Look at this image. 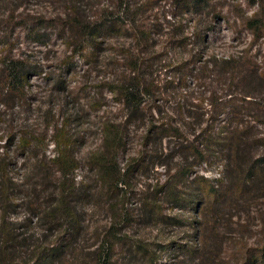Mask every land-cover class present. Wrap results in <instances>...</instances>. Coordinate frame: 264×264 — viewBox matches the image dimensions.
Returning <instances> with one entry per match:
<instances>
[{"label": "rangeland", "instance_id": "374dc122", "mask_svg": "<svg viewBox=\"0 0 264 264\" xmlns=\"http://www.w3.org/2000/svg\"><path fill=\"white\" fill-rule=\"evenodd\" d=\"M193 1L189 10L183 0H85L83 11L96 7L90 15L98 12L139 29L154 25V30L148 43L137 42L135 31L108 32L97 38L98 48L87 44L83 55H75L66 36L49 22L64 14L67 0H0V20L10 9L23 15L15 21L23 28L17 24L1 35L2 40L9 37L29 73L24 98L12 104L0 98V164L8 157L18 184L6 218L16 233L26 232L28 242L43 248L50 264H253L249 256L264 239V186L256 183L240 205L217 202L192 180L204 176L220 187L232 179L229 145L213 147L197 163L192 157L186 162L180 148L201 142V131L215 123L212 134L218 139L240 135L245 155L264 156V82L249 78L246 89L254 96L246 100L241 94L245 85L204 66L214 56L242 57L264 70V34L257 38L247 26L248 21L264 24V0ZM37 30L44 33L42 43L33 35ZM126 49L148 58L140 77L145 106L135 116L112 91L130 83ZM199 66L204 69L198 71ZM211 100L226 102V109L219 113ZM167 125L180 127L183 136L157 137L154 143L153 134L147 138L154 127ZM110 128L119 132L114 148L107 141ZM60 134L68 137L79 165L66 178L52 163ZM21 137L30 143L27 149ZM255 140L259 144H249ZM105 150L112 175L108 192L91 168ZM192 164L189 175L182 176ZM172 182L176 193L191 196L190 202L176 205L168 199L157 223L147 222L143 201L160 199V191ZM35 188L45 209L60 191L69 193L76 222L64 210L56 224L47 223L44 214L34 216L30 198L37 196L31 191ZM1 217L0 212V223ZM56 247L54 256L49 251ZM20 251L10 264H33L27 248Z\"/></svg>", "mask_w": 264, "mask_h": 264}, {"label": "trees", "instance_id": "16d2710c", "mask_svg": "<svg viewBox=\"0 0 264 264\" xmlns=\"http://www.w3.org/2000/svg\"><path fill=\"white\" fill-rule=\"evenodd\" d=\"M84 1L85 0H67L68 8L65 10L64 14L62 16L58 15L49 21L51 27L66 36V46L68 49H71L72 54L83 55L87 44H91L94 48H98V43H96L97 38L108 32H114L115 30L123 33L135 31L136 34L134 37L137 42L143 41V43H148V39L154 30V25H143L140 29L136 25L121 26L122 23L120 22V19L113 18L107 20L108 15L101 16L97 11V15L88 14L90 12L89 9L96 8L95 6L86 9V12L83 11L81 3ZM182 4H184L186 8H189V10L194 9L196 5L193 0H183ZM202 4L205 5L207 2L203 1ZM22 16V13L17 14L15 9H10L7 17L0 20V44H3L2 46L4 48L0 58V98L4 100L6 99V104L24 98L26 93V83L29 79L28 69L24 64L23 59L16 57L14 54L13 50L15 47L10 42V39H8L9 37H7V40H2L1 35L2 32L6 34L13 31L18 25H21V28H23L24 25L20 21L15 23L16 18L21 20ZM252 22L253 21H248L247 26L252 29L254 36L259 38L260 35L264 34V24L261 22L253 25ZM33 35L36 37L37 42H43L44 33H40V31L37 30ZM123 55L129 59L127 68L129 74L132 75L130 77V83L128 86H125L124 84H121L118 87L115 86L112 91L116 96H120V103L123 104L124 108H131L129 109L132 113L131 116H135L143 109V105L145 106L144 101L141 99V95L146 94V90H143L140 77L142 75V70L146 67V60H148V58L142 57L144 55H141L139 51L130 49H126V52ZM248 60L249 59H244L242 57L225 58L214 56L212 61L204 66L207 69L211 66V68L215 70L212 74H227L232 82L236 81L239 86L245 85L241 90V94L247 100L254 96L251 91L246 89L248 88L246 83L249 78H257L258 81L264 82V70L257 68L255 63ZM204 66H199L197 70H203ZM224 78L227 79L228 77L224 75ZM215 103H217V101H209V105L213 106ZM225 103L222 102L215 105L216 110L219 111V113H222L224 109H226L227 103ZM233 111L234 114L236 113L235 116L240 113V111L236 110L234 105ZM214 124L215 123H212V125H209L206 129L201 131V134H203L201 142L198 144L195 142L185 144L180 148V151L184 153L186 162L189 157H192L197 163L204 161L213 147L221 148L225 145H229V148L231 149V154L229 156L231 170L229 171H235L232 179H229L227 182H221L220 187H215L217 185L212 184L210 180L204 176L197 175L192 181L198 183L201 192H203L205 196L212 197L214 200L216 199L217 202L227 203L229 206L240 205L243 200L252 196V189L255 187L256 183H261L264 186V156L262 158L257 157L253 160L252 156H249L248 154L245 155L246 150L241 148L243 137L240 135L231 138L225 136L218 139L216 135L212 134V130L215 127ZM197 126L200 128L201 123ZM243 132L244 133L242 134H246L245 130ZM108 133L112 135L111 138L107 140L109 142V148H114L116 145L115 142L118 140L117 134H119V132H115L110 128L108 129ZM150 134H153V143L156 142L157 137L172 136L175 138H181V136H183L180 127L172 128L169 125L159 128L154 127V129L149 131L147 138H150ZM14 136L15 135L12 136L13 139ZM54 140L59 152L53 159L52 163L57 168L56 172L60 174V177H69L79 168L78 162L73 156L71 150V143L68 140V137L62 134L58 135ZM228 140L229 143H227ZM20 141L23 149H27L30 146L26 137H21ZM249 144L257 145L259 144V140H255L254 143ZM107 150L103 151L101 155L96 156L91 163V165H93L91 168L97 171L100 183L103 184L104 192H108L112 189L110 181L112 175L108 168V163L106 162V155L109 153ZM186 153H189L188 157ZM7 158L8 157H4L0 164V212L2 215L0 223V262L2 264H10L13 260L15 261L17 254L21 253L20 249L26 247L27 251L30 253L31 259H33V264H50L52 260L48 259V255H45V257L43 256V248L40 245L34 244L35 242H28L30 239L28 238L29 236H23L26 235V232L16 233L15 229L10 227L12 224L6 218L9 207L16 200L18 189V184L11 176V162ZM194 164L187 166L186 173H183L184 175H182L181 172V175H189ZM175 177L177 178L176 175H174L173 178L175 179ZM117 183L118 181H116V184ZM61 184L64 185L63 183ZM176 185L177 183L174 182L165 185V190H161L159 193L162 196L160 199H158L159 197L155 199L149 198L147 201H143L142 205L145 206L149 212V216L146 218L147 222L157 223L160 218L159 214L163 207V203L168 199L176 205L190 202V195L175 192ZM65 188L68 189L69 186ZM31 191L33 194H37V196L33 195L30 198V200H32L31 208L34 211V216L40 217V215L44 214L43 217H45L47 223L56 224L59 222L57 218L58 213H63L65 211L64 215L67 216L68 214L70 218L76 222V219L73 213L70 212L69 208V206H71L68 198L69 193L64 194V192L60 191L59 199L54 201V205H51L49 209H45L38 201L36 188L31 189ZM68 191L71 192V189H68ZM67 204L69 205L67 206ZM260 246V248L254 249V253L249 256L250 263L256 264V262H261L264 264V239L260 242ZM56 250L59 251L58 247L51 249L49 253L52 252L55 256V253L57 255ZM23 263L26 264L25 261Z\"/></svg>", "mask_w": 264, "mask_h": 264}]
</instances>
